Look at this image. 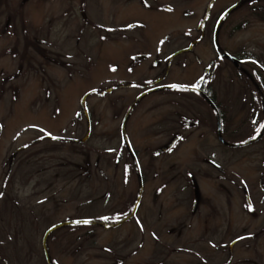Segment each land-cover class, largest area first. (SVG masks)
<instances>
[{"label":"rangeland","instance_id":"374dc122","mask_svg":"<svg viewBox=\"0 0 264 264\" xmlns=\"http://www.w3.org/2000/svg\"><path fill=\"white\" fill-rule=\"evenodd\" d=\"M23 3L8 27L0 3V189L16 208L0 219V264H47V228L103 215L114 225L97 226L91 247H69L88 227L51 230L52 261L264 264V133L242 142L262 119L264 0L256 12L248 0ZM201 81L237 145L217 138L214 114L180 86ZM135 161L139 205L116 223L138 190Z\"/></svg>","mask_w":264,"mask_h":264},{"label":"trees","instance_id":"16d2710c","mask_svg":"<svg viewBox=\"0 0 264 264\" xmlns=\"http://www.w3.org/2000/svg\"><path fill=\"white\" fill-rule=\"evenodd\" d=\"M240 1H244V0H240ZM254 1L256 2L257 0H248V2H249L248 6H250V8L252 7L253 12H256L255 8L257 7V5H255ZM0 3H1V0H0ZM4 25H6V24H4ZM7 50H9V49H7ZM20 53H21V55L23 54V49ZM12 54H15V51H12ZM19 62H20V64H22V62H23L22 59H20ZM3 83L4 82H2V84ZM197 85L200 88H202L205 92H207V93L212 92L213 93V88L211 87L210 83L205 84L203 81H201V82H198ZM187 88L189 89V87H187V86L181 87V89H187ZM211 98L213 99L214 102H216V104L219 108L221 118H222V131L224 132L225 131V122H226L225 121L226 116H225V113L223 110L224 107H223V105H221V103H219L220 101L219 102L216 101V97L214 95L213 96L211 95ZM203 103H204V101H203ZM261 116L262 117H260V118H262V119H260V123H258V126L260 127L259 130L257 129L258 131H260V130L264 131V113L263 112H262ZM192 118L191 119L186 118V124L190 125V121H192ZM254 135H256V134H254ZM135 164L137 167L136 169H138V170L140 169L141 175L144 178V172L138 166L137 161H135ZM7 179H8V171H6V173L4 175L2 186L5 185L4 183L6 182ZM0 197H3V205H2V208L0 210V219L5 221V217H3V213H5L6 210L11 211V210L16 209V208H15L14 204L12 203V200H10L11 202H9L8 199H11V196H10V193L6 189H4V188L0 189ZM245 202H247L246 198H245ZM130 210H131V208H129L128 206L124 207V206L118 205V208L116 209L115 213H118L120 217L116 215V221H117V217H119V219L122 218L123 216L128 214ZM104 217H107L108 219H103ZM110 218H112L110 215H103L102 217H100V220H96V219H94V217L88 218V217H81L80 216V217H75V218L67 220L68 222L66 223V226H68V227H71V228H75V227L77 228V227H81V226L88 227L86 230H83L79 233H76V236H74L73 240L70 241L71 244L69 245V247H72L73 250H76L77 248H80V247L85 248V246L81 244L83 241L88 242V245L91 247L92 244L95 243V234H96L97 226H102L104 228H107V227H111L114 225L115 219L113 218L114 220H110ZM85 220L90 221V222L89 223H83V221H85ZM77 221H80V223H77ZM6 222L8 225L10 224V222L8 220H6ZM63 226H65V225H63ZM8 232L9 231H7L6 233H8ZM15 233H18V231H15ZM0 253H3L1 246H0ZM3 256H1V254H0V258H2ZM117 259H119V258H117ZM3 260H4V258H3ZM118 263H119V260H116V264H118ZM53 264H55V263L53 262Z\"/></svg>","mask_w":264,"mask_h":264},{"label":"flooded vegetation","instance_id":"af4514ba","mask_svg":"<svg viewBox=\"0 0 264 264\" xmlns=\"http://www.w3.org/2000/svg\"><path fill=\"white\" fill-rule=\"evenodd\" d=\"M23 1L24 0H16L15 3H14V7H12L9 4L10 0H1V5L3 6V8L8 9V12L5 13L7 19H6L5 23H4L6 25H3L4 27H8V23H9L10 20H12V18L14 20L18 19V20H20V22L23 20V17H22V13L24 12V3H23ZM82 15H84V17H85V12H82ZM221 54L225 55V57H226V52H221ZM226 58L229 59V61H231L232 63H234L233 60H231L229 57H226ZM236 60H237V63H238V62H240L241 59L238 57ZM235 65H237V64H235ZM192 87L194 89H192L190 91L193 92L194 94H196V96L198 97L200 102L203 103V101H204V104H206L207 107L209 108V110L214 114V119L216 120V111L210 105V103L207 101L206 97L200 92L201 88L198 85H193ZM205 94L207 96H209V98H211V95L212 96L214 95L216 97V101L219 102L218 97H217V93L215 91H213V93L212 92H210V93L205 92ZM218 110H219V108H218ZM221 122H222V118H221ZM182 123H183V121H182ZM178 136H179V133H178ZM175 139H176V137H175ZM134 167H135V164H134ZM195 189L198 190L196 187H195Z\"/></svg>","mask_w":264,"mask_h":264},{"label":"water","instance_id":"95a60500","mask_svg":"<svg viewBox=\"0 0 264 264\" xmlns=\"http://www.w3.org/2000/svg\"><path fill=\"white\" fill-rule=\"evenodd\" d=\"M217 29H218V28L216 27V28H215V31H214V41H215V44L217 43V42H216ZM228 56L231 57L232 59H234V61H236L234 57H232V56H230V55H228ZM166 87H170V84H161V85L155 86L153 89H160V88H166ZM200 92L206 97L207 101L210 103V105H211V106L215 109V111H216V131H217V136H218V138H219L221 141L227 143V142L223 139L222 134H221V118H220V113H219V111H218V109H217V106L214 104V102L212 101V99L209 98V96H207V95L205 94V92H204L203 90H200ZM83 98H84V97H83ZM123 123H124V121L122 122V124H123ZM262 133H263V132L260 131L257 135H255L253 138L248 139L246 142H250V141H252V140L257 139L258 137H260V136L262 135ZM229 144H235V143H229ZM139 178H140V175H139ZM140 184H141V178H140ZM136 206H137V203H135L133 211L135 210ZM133 211H132V212H133ZM65 222H66V221H62V222H59V223H57V224H55V225L49 227V228L45 231V233H44V235H43L42 241H43L44 252H45V256H46V260H47L48 264H52V262H51V258H50V255H49V253H48V250H47V248H46V245H45V239H46V236H47V234H48V232H49L50 230H52L53 228H55V227H57V226H60V225L64 224Z\"/></svg>","mask_w":264,"mask_h":264},{"label":"snow or ice","instance_id":"6c2138e0","mask_svg":"<svg viewBox=\"0 0 264 264\" xmlns=\"http://www.w3.org/2000/svg\"><path fill=\"white\" fill-rule=\"evenodd\" d=\"M250 207V206H249ZM103 219H108L107 217H104ZM117 219H119V217H117ZM90 221H87V220H85V221H83V223H89ZM77 223H80V221H77Z\"/></svg>","mask_w":264,"mask_h":264}]
</instances>
